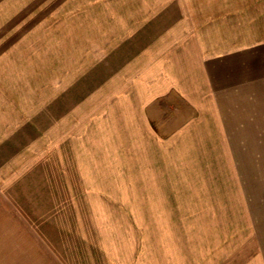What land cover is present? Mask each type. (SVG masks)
I'll return each instance as SVG.
<instances>
[{
    "label": "rangeland",
    "instance_id": "1",
    "mask_svg": "<svg viewBox=\"0 0 264 264\" xmlns=\"http://www.w3.org/2000/svg\"><path fill=\"white\" fill-rule=\"evenodd\" d=\"M216 1L0 0V264H264V122L169 62Z\"/></svg>",
    "mask_w": 264,
    "mask_h": 264
},
{
    "label": "crops",
    "instance_id": "2",
    "mask_svg": "<svg viewBox=\"0 0 264 264\" xmlns=\"http://www.w3.org/2000/svg\"><path fill=\"white\" fill-rule=\"evenodd\" d=\"M226 4L225 0H217L218 12L204 15L200 24L220 26V38L216 41L224 45L209 48L207 30L204 32L200 25L189 29L185 27L186 31L172 39L183 43L177 48V53L184 58L177 55L174 61L170 58L169 62H173L174 66L188 67L189 71L197 66L196 71L206 77L208 104L215 106L221 121L230 116H246L244 121L264 122V0ZM241 16L246 19L241 21ZM230 19L235 25V33L226 38L223 30ZM195 102L200 103V100Z\"/></svg>",
    "mask_w": 264,
    "mask_h": 264
}]
</instances>
